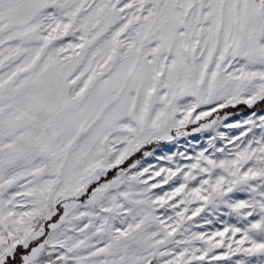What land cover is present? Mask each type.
<instances>
[{
    "label": "snow or ice",
    "instance_id": "snow-or-ice-1",
    "mask_svg": "<svg viewBox=\"0 0 264 264\" xmlns=\"http://www.w3.org/2000/svg\"><path fill=\"white\" fill-rule=\"evenodd\" d=\"M0 264H264V0H0Z\"/></svg>",
    "mask_w": 264,
    "mask_h": 264
},
{
    "label": "rangeland",
    "instance_id": "rangeland-1",
    "mask_svg": "<svg viewBox=\"0 0 264 264\" xmlns=\"http://www.w3.org/2000/svg\"><path fill=\"white\" fill-rule=\"evenodd\" d=\"M215 115V114H214ZM194 135H198V134H194ZM185 143V140L182 138L181 141H180V144H168L165 148V151H168V150H176L177 148H180V145L184 144ZM180 150H183V148H180ZM162 154V153H161ZM147 162L148 163H157V161L153 160L152 158H148L147 159ZM159 163H163L162 161L159 162Z\"/></svg>",
    "mask_w": 264,
    "mask_h": 264
}]
</instances>
